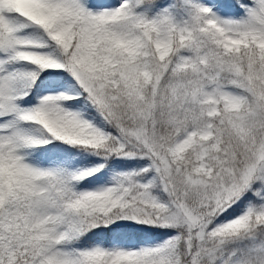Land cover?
I'll return each instance as SVG.
<instances>
[{
  "label": "snow or ice",
  "instance_id": "6c2138e0",
  "mask_svg": "<svg viewBox=\"0 0 264 264\" xmlns=\"http://www.w3.org/2000/svg\"><path fill=\"white\" fill-rule=\"evenodd\" d=\"M0 264H264V0H0Z\"/></svg>",
  "mask_w": 264,
  "mask_h": 264
}]
</instances>
